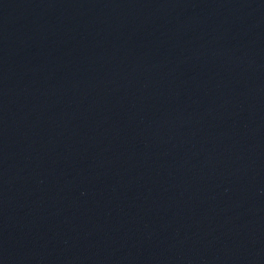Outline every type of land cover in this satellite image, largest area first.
Instances as JSON below:
<instances>
[{
  "label": "water",
  "instance_id": "obj_1",
  "mask_svg": "<svg viewBox=\"0 0 264 264\" xmlns=\"http://www.w3.org/2000/svg\"><path fill=\"white\" fill-rule=\"evenodd\" d=\"M0 264H264V0H0Z\"/></svg>",
  "mask_w": 264,
  "mask_h": 264
}]
</instances>
